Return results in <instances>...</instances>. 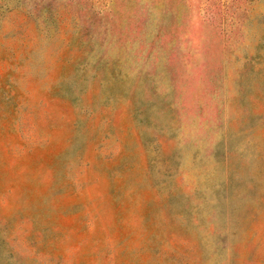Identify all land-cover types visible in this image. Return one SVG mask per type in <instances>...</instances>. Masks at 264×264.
<instances>
[{
    "label": "rangeland",
    "instance_id": "1",
    "mask_svg": "<svg viewBox=\"0 0 264 264\" xmlns=\"http://www.w3.org/2000/svg\"><path fill=\"white\" fill-rule=\"evenodd\" d=\"M0 264H264V0H0Z\"/></svg>",
    "mask_w": 264,
    "mask_h": 264
}]
</instances>
